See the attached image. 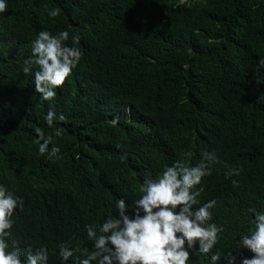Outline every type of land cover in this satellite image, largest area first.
<instances>
[{
    "label": "trees",
    "instance_id": "16d2710c",
    "mask_svg": "<svg viewBox=\"0 0 264 264\" xmlns=\"http://www.w3.org/2000/svg\"><path fill=\"white\" fill-rule=\"evenodd\" d=\"M7 5L0 14V183L23 198L10 241L45 246L48 264H60L57 245L71 240L80 252L68 264H79L91 249L85 224L115 216L117 199H138L142 180L174 160L193 166L214 150L220 163L202 179L198 199L217 201L210 222L223 231L212 251L228 264L253 227L250 209L264 211V0ZM51 8L57 17L49 18ZM42 29L67 30L69 46L78 35L83 53L51 101L22 71ZM50 108L66 119L49 127ZM38 133L60 149L57 158L39 154ZM233 167L239 176L226 179ZM190 259L209 264L203 255Z\"/></svg>",
    "mask_w": 264,
    "mask_h": 264
},
{
    "label": "clouds",
    "instance_id": "9594fccd",
    "mask_svg": "<svg viewBox=\"0 0 264 264\" xmlns=\"http://www.w3.org/2000/svg\"><path fill=\"white\" fill-rule=\"evenodd\" d=\"M7 0H0V14L7 9ZM49 18L59 15L56 8L47 9ZM67 30L53 34L40 30L31 42V56L22 68L24 74L32 73L34 91L44 101H51L57 89L70 77L82 58L79 36H71ZM264 65V60L259 61ZM35 65V70H33ZM49 127L66 119L51 108L43 116ZM57 136L61 135L57 127ZM38 152L57 158L60 149L52 146L50 139L37 134ZM127 154H121V162ZM220 163L215 151H205L199 163L185 166L174 160L165 166L158 176H149L140 184V195L131 203L124 199L115 202L116 215L107 216L99 225L85 224L91 249L78 257L79 264H194L191 256L203 255L209 264L221 260L218 234L223 231L212 221L215 199L203 203L198 199L204 191L202 179L212 174L211 165ZM238 167L225 173V178L239 176ZM233 184L237 181L233 180ZM199 186V187H196ZM199 205L198 207H194ZM23 207V198L5 184L0 183V264H48L45 246L33 250L16 246L13 236L15 211ZM253 213L248 234H241L233 252L227 254L228 264H264V211L250 209ZM71 240L57 245L60 264H68L80 252L71 246ZM250 253V256L244 253ZM211 253L209 256L208 254Z\"/></svg>",
    "mask_w": 264,
    "mask_h": 264
}]
</instances>
